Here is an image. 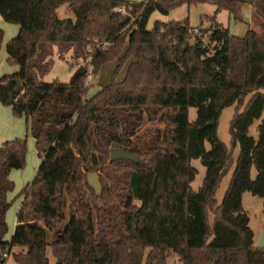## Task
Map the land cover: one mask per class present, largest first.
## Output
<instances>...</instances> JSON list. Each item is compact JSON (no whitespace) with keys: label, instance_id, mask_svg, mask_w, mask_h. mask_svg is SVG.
Instances as JSON below:
<instances>
[{"label":"trees","instance_id":"16d2710c","mask_svg":"<svg viewBox=\"0 0 264 264\" xmlns=\"http://www.w3.org/2000/svg\"><path fill=\"white\" fill-rule=\"evenodd\" d=\"M204 3L240 23L248 5L261 32L233 36L215 21L210 52L187 18L146 28L153 12ZM62 5L72 18L57 17ZM0 19L18 27L5 46L18 70L0 77V104L25 119L40 159L6 241L9 174L23 169L26 140L0 145V264L4 253L16 264H48L47 247L56 264H165L169 253L174 264H264L242 208L247 192L264 210V0H0ZM2 39L0 30V46ZM54 52L60 59L71 52L76 63L89 58L97 78L111 65L108 82L96 83L89 98L85 74L74 84L43 82ZM15 80L20 90L10 98ZM228 107L229 148L217 136ZM153 123L163 129L145 128ZM113 148L135 161L110 160ZM192 160L204 168L197 191Z\"/></svg>","mask_w":264,"mask_h":264},{"label":"rangeland","instance_id":"374dc122","mask_svg":"<svg viewBox=\"0 0 264 264\" xmlns=\"http://www.w3.org/2000/svg\"><path fill=\"white\" fill-rule=\"evenodd\" d=\"M128 1L140 2L142 0ZM56 15L60 19L73 17L72 13L67 11L65 5H62L56 9ZM239 16L243 22H248V27L251 28V30L258 34L261 32L260 25L262 21L259 18H251V11L248 5L242 7ZM186 18L188 20V25L190 29H192V35L196 36L197 38H200L204 46H206L210 52L212 51L213 44L208 41L207 37L210 30H212L215 21L221 24L224 28L229 29V31L236 33L237 28L234 27V22L229 18V13L225 10L216 11V7L213 4L209 3L191 5L189 7L186 5H181L171 10L167 15H162L158 12H153L148 19L146 28L150 30L155 22L167 23L170 21H181ZM193 30L197 31V35H194ZM104 46L105 44H103V47ZM52 60L53 64L51 69L41 78V80L43 82H52L56 80L61 83H69L76 69L78 67H84L86 69V72L84 73V83L85 86L89 89L87 94L85 95V98H89L98 90V86H95L96 83L106 84L108 82L109 75L112 70L111 65H107L97 78V76L94 75L91 65L89 64V58L84 61L79 60L78 63H76V61L72 57L71 52H67L64 55V58L62 59H60L57 53L54 52ZM10 68L13 69L17 67L12 65L10 66ZM248 97L244 99V102L247 101ZM5 108V110L8 111V114H4L0 117V145L4 141L15 138L26 140L25 165L21 170H13L14 175H16V179L11 180L14 184V188L11 192H9L7 196V199L10 203V207L6 211L5 215V220L7 223V233L5 235V239L6 241H10V238L14 231L13 223L14 219H16L17 206L18 204H20V197L18 195L21 189L27 183H30L33 180L36 175V170L40 163L34 149L33 140L30 136H26L25 134V124L23 117H15L12 114L10 107L5 106ZM234 111L235 110L233 107L225 108L222 111L218 121L217 136L227 148L230 147L229 124L232 115L234 114ZM194 117L195 109L190 108L188 112V118L191 121L194 119ZM257 124L258 121H255L249 128V136L256 137L255 127ZM155 127L163 129V124L153 123L145 125V128ZM8 136L9 138L12 136L13 137L10 139H3V137L8 138ZM232 154H234V157L236 154V150H234ZM191 165L196 169L197 173L190 186L194 191H197L204 177V168L200 165L198 160H192ZM233 166L234 164H232L228 173L223 177L218 189L215 192V199L217 203H220L222 200V197L227 188L230 175L232 173ZM242 208L249 218L248 226L253 232V244L255 247H258L260 239L264 232V210L262 200L245 192L242 196ZM52 235L53 232H47L48 240H51ZM261 248L264 249V243ZM12 252L16 253V249H12ZM45 254L48 259V264H56V260L52 255V250L50 247L46 248ZM7 264H15L12 257L9 258ZM165 264H174V258L172 254L169 253L167 255Z\"/></svg>","mask_w":264,"mask_h":264},{"label":"crops","instance_id":"0c3cea01","mask_svg":"<svg viewBox=\"0 0 264 264\" xmlns=\"http://www.w3.org/2000/svg\"><path fill=\"white\" fill-rule=\"evenodd\" d=\"M125 1H128V0H125ZM130 2V1H128ZM229 18L234 22V27L237 28L236 29V33L235 32H232V31H229L228 29V32L230 35H233V36H243L247 27H248V22L245 23H240L238 21H235L232 17L231 14H229ZM0 30H2L3 32V39H2V43H1V46H0V77H2L3 75H10V74H13L15 73L17 70L15 69H18V68H10V66L7 64L6 62V59H7V55H6V51H5V46L7 44V42L13 38L16 34H17V31H18V27L14 24H8V23H5L3 20L0 19ZM14 71V72H13ZM5 106L1 105L0 104V117L3 116L4 114H8V111L5 110ZM7 112V113H6ZM24 120V124H25V134L26 136H29L26 132V123H25V119L23 118ZM13 137V136H12ZM10 137V138H12ZM31 137V136H30ZM9 136L8 138H5L3 137V139H10ZM31 139L33 140V143H34V139L31 137ZM12 140V139H11ZM9 141V140H7ZM35 149V147H34ZM36 152V150H35ZM37 154V153H36ZM39 159V158H38ZM39 163H40V159H39ZM14 171L12 170L9 174V179L10 180H14L16 179V175H14L13 173ZM28 184V183H27ZM20 201H21V198H20ZM18 207H19V204L17 206V210H18ZM6 215V214H5ZM10 219V217H9ZM14 227L16 225V219H14V223H13ZM6 240V239H5ZM13 249H16V252H19L21 249L19 248H13ZM11 256H8L7 258V261L5 264L8 263L9 261V258ZM16 264V263H15Z\"/></svg>","mask_w":264,"mask_h":264},{"label":"water","instance_id":"95a60500","mask_svg":"<svg viewBox=\"0 0 264 264\" xmlns=\"http://www.w3.org/2000/svg\"><path fill=\"white\" fill-rule=\"evenodd\" d=\"M128 18V17H125ZM190 43V45L194 44V38L189 39L188 41ZM86 72V69L84 67H78L74 73V75L72 76L71 80L69 81V84H74L75 80L80 77L83 76L84 73ZM15 83V88L13 89L10 98L13 97L14 94H17L20 90V82L18 80L13 81ZM109 158L110 160H132L135 161V157L133 155H131L130 153H128L127 151H124L122 149L119 148H113L110 150L109 152ZM86 180L87 183L89 185V187L93 188L96 192H98L100 190V184L98 181V176L96 173H89L86 176ZM264 243V232L263 235L260 239L258 248H261V246Z\"/></svg>","mask_w":264,"mask_h":264},{"label":"built area","instance_id":"2783aa9c","mask_svg":"<svg viewBox=\"0 0 264 264\" xmlns=\"http://www.w3.org/2000/svg\"><path fill=\"white\" fill-rule=\"evenodd\" d=\"M118 11L123 13V9L122 8H119ZM193 32H194V35H197V31L196 30L195 31L193 30ZM2 258L7 259L8 258L7 254L4 253L2 255Z\"/></svg>","mask_w":264,"mask_h":264}]
</instances>
